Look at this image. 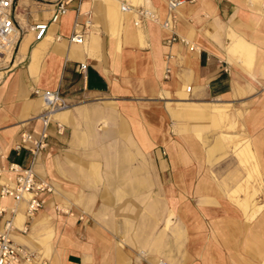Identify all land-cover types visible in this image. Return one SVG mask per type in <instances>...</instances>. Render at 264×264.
<instances>
[{
  "label": "crops",
  "instance_id": "obj_1",
  "mask_svg": "<svg viewBox=\"0 0 264 264\" xmlns=\"http://www.w3.org/2000/svg\"><path fill=\"white\" fill-rule=\"evenodd\" d=\"M146 1L168 16L167 0ZM117 2L74 0L44 39L24 31L0 67V166L33 160L15 145L22 132L42 131L36 90L59 89L68 103L34 163L38 178L53 185L45 204L30 213L27 200L0 196L7 208L0 226L16 208L19 264H225L216 239L235 263L264 264V210L248 224L244 214L261 207L254 193L243 199L244 214L229 201L216 174L226 135L216 132L210 143L200 123L218 127L221 104L231 105V122L242 123L256 172L264 173V17L246 0H193L171 30L152 19L137 26L135 11L126 22ZM42 3L39 20H48L54 9ZM252 4L264 15L259 0ZM88 12L96 22L84 42L70 41L75 20L84 23ZM173 33L195 49L169 41ZM16 176L1 177L0 191Z\"/></svg>",
  "mask_w": 264,
  "mask_h": 264
},
{
  "label": "built area",
  "instance_id": "obj_2",
  "mask_svg": "<svg viewBox=\"0 0 264 264\" xmlns=\"http://www.w3.org/2000/svg\"><path fill=\"white\" fill-rule=\"evenodd\" d=\"M73 1L55 0V7L51 17L48 20H37L30 26L37 40L44 39L47 36L49 25L52 22H57L62 15L66 14ZM77 1L80 5L83 0ZM117 1L123 10L131 9L135 11L138 16V19L135 20L136 25L142 23L144 19H152L161 23L164 27L174 30L179 15V8L185 2L193 0H167L169 14L165 19H162L156 10L147 6L140 5L137 7L136 5H132V0ZM19 9L20 0H0V67L7 61L8 53L11 52L12 55L15 52L19 38L23 34V28L18 17ZM87 15L88 18H91V12H88ZM88 27L87 21L82 23L75 20L73 30L68 39L75 43H83L88 32ZM17 31L20 32L19 35H17ZM55 39L61 40L62 35H57ZM176 40L189 44L191 49H195V46L191 45L186 37L173 33L169 41ZM87 66L86 62H81L79 65L83 71L86 70ZM35 93L41 97L43 103V110L39 115V119L42 122V131L39 134L29 131L22 132L20 141L15 145L17 151H21L23 148L29 149L33 155V160L26 167H22L16 162H13L8 168L0 166V178L9 171L17 174L12 184H1V198L12 197L16 203L27 200L30 213H34L45 204L46 200L43 197V193L53 191V185L49 181L38 178L34 163L37 156L49 145L50 126L54 121L55 113L68 108V103H66L59 89L36 90ZM61 127L62 125L58 123L59 130ZM2 155L3 151L0 145V156ZM10 210L11 216L5 218L4 224L0 226V264L20 263L19 247L13 239L16 208H11ZM6 212L7 208L0 206V216L4 217ZM155 264L169 263L161 260Z\"/></svg>",
  "mask_w": 264,
  "mask_h": 264
},
{
  "label": "rangeland",
  "instance_id": "obj_3",
  "mask_svg": "<svg viewBox=\"0 0 264 264\" xmlns=\"http://www.w3.org/2000/svg\"><path fill=\"white\" fill-rule=\"evenodd\" d=\"M42 2L47 4L46 7L49 9V12H51V10L54 9L55 7L54 6L55 0H42V1L37 0L36 2L30 3V5L24 4L20 8V12H22L26 17L29 27L31 23L39 20L40 16L46 14L45 9H43ZM252 2H254V0H246L247 5L252 7V9H254L257 15H259L260 17H264L262 11L260 9H256L253 6ZM259 2H261L260 6L262 8V5H264V0H259ZM132 3L137 7L143 5L151 9H154L158 12L156 7L151 5L149 1L147 2L146 0H135V3L134 2ZM109 15L111 14L109 13ZM92 22L95 23L96 22L95 19H92ZM126 22H131V20ZM20 23L21 26H23V32L24 31L26 32L28 30V28H26L27 26L25 25L24 22L20 21ZM142 24L143 22L139 23V25L137 26H141ZM92 27L93 26H89L88 31ZM229 31L230 34L228 36L233 41V37L237 34L235 32L234 22L230 25ZM250 55L251 54H249L248 59H250ZM221 106L225 107L226 113L224 114V117L221 120L220 125L218 126L219 128L212 126L211 122L208 119H203L202 121H200V123L204 125L203 132L205 135L208 136L207 140L210 143L214 141V137L217 135L216 132H221L226 135L225 147L216 153L219 159H221V161L217 162L216 164L218 166H222L221 170L223 172L222 173L217 172L216 174L220 175V177L218 178L222 185V189L223 190L227 189L226 190L227 192L225 193L229 201L232 203V205L235 208L241 209L243 214H244V206L246 205L245 202L243 203V199L246 198L248 194L254 193L253 200L254 202L257 203V207L258 206L261 207L257 208L259 209L258 213L253 217L252 216L247 217L244 214L247 223L251 224L252 222H254L256 216H258L264 210V173H261V175L258 176L256 172L258 171V162L253 150L251 149V144L249 139L247 138V136L243 137V135L241 134L244 128L242 126V123L239 122V120L235 116H233V118L236 119L235 124H233L230 120L229 112L231 111V105L221 104ZM232 124L233 126H231ZM230 134L233 136L232 139L230 138L231 136ZM249 136H253V133L251 132ZM202 147L204 152H206L208 145L203 144ZM244 148L250 149L251 153H249L248 155L247 154L243 155L241 151ZM243 157L244 160H242ZM255 165L257 166V169H255ZM260 166L261 167L259 168L262 170V164ZM251 211L250 213H252ZM216 240L217 241H215V244L217 246V249H219L223 253V256L225 255L224 263L237 264L230 257L228 249L223 246L222 242L219 239Z\"/></svg>",
  "mask_w": 264,
  "mask_h": 264
},
{
  "label": "bare ground",
  "instance_id": "obj_4",
  "mask_svg": "<svg viewBox=\"0 0 264 264\" xmlns=\"http://www.w3.org/2000/svg\"><path fill=\"white\" fill-rule=\"evenodd\" d=\"M40 1H42V0H40ZM116 1V0H115ZM132 2H134L135 3V0H132ZM102 5V4H101ZM132 5H134V4H132ZM52 6V5H51ZM111 7L113 8V6L110 4V10H111V12H114V11H112L113 9H111ZM20 8H21V6H20ZM109 9V8H108ZM20 10V9H19ZM116 10L118 11V12H120L122 15H124V19H125V21H130L131 20V13L133 12V10H131V9H129V10H122V8H121V6L119 5V3L117 2V4H116ZM115 10V11H116ZM122 10V11H121ZM109 11V10H108ZM110 12V11H109ZM111 14H113V13H111ZM114 14L116 15V13L114 12ZM19 13H18V17H19ZM121 15V16H122ZM119 16H120V14H119ZM121 18V17H120ZM115 19H116V17H115ZM120 20V19H119ZM86 21L88 22V26H92L94 23L92 22V18H87L86 19ZM22 28H23V26H21ZM26 28H28V29H31L30 27H26ZM20 34V32H18L17 31V35H19ZM85 40V39H84ZM86 42H88V41H86ZM241 42H242V40H241ZM234 44V43H233ZM238 44V43H237ZM239 49V48H238ZM231 51V50H230ZM11 56V52H9L8 53V55H7V58H9ZM62 111H64V110H61V111H58V112H56L55 113V115H54V117H56V115H58L60 112H62ZM226 110H222V109H220L219 110V112H220V114L222 115V117H224V114L226 113L225 112ZM230 120H232V118H230ZM243 137H246V135H243ZM236 140V139H235ZM239 140V139H238ZM243 140V139H242ZM233 144V143H232ZM241 153L243 154V155H245V154H249V153H251V151H250V149H248V148H244V149H242V151H241ZM241 154V155H242ZM242 160H244V157L242 158ZM255 169H257V166L255 165ZM163 261V260H162Z\"/></svg>",
  "mask_w": 264,
  "mask_h": 264
}]
</instances>
